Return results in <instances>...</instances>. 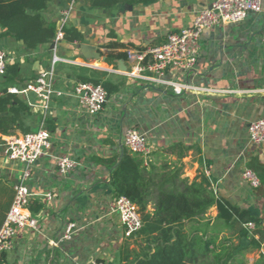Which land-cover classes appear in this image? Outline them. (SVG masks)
<instances>
[{"label":"crops","instance_id":"crops-1","mask_svg":"<svg viewBox=\"0 0 264 264\" xmlns=\"http://www.w3.org/2000/svg\"><path fill=\"white\" fill-rule=\"evenodd\" d=\"M70 1L52 0L42 15L60 26ZM96 2L75 0L67 25L81 32L80 41L55 37L31 49L10 35L0 36L9 64L19 65L16 77L0 75V91L26 88L53 66L55 55L60 58L55 64L60 93L53 95L48 109L35 92L18 93L31 108L26 126L35 131L45 122L52 144L28 180L29 208L39 217L40 228H18L13 248L0 255V264H126L128 255L140 250L142 237L127 236L112 208L117 197L111 182L114 164L126 150L133 152L123 143L129 128L146 135L151 153L138 154L147 169L177 171L190 181L206 173L219 197L260 219L255 236L264 237V143L253 144L249 134L251 122L264 118V0L262 10L243 21L203 30L195 69L167 72V78L190 85L181 94L127 75L131 63L126 53L160 44L170 32L191 26L212 0ZM4 31L0 26V35ZM80 80L109 83L112 92L100 113L91 114L78 102L73 86ZM63 156L77 160V169L61 173L57 161ZM246 168L260 176V187L244 179ZM20 173L21 164L0 158V229ZM217 215L213 206L206 218L186 222L185 229H207L208 236L218 234V242L228 241L235 253L229 264H264V241L260 248L249 246L252 233L240 239ZM72 222L77 229L63 238Z\"/></svg>","mask_w":264,"mask_h":264},{"label":"trees","instance_id":"trees-1","mask_svg":"<svg viewBox=\"0 0 264 264\" xmlns=\"http://www.w3.org/2000/svg\"><path fill=\"white\" fill-rule=\"evenodd\" d=\"M50 1L0 0V26L5 29L0 36L10 35L31 49L53 42L59 25L42 15ZM96 1V4L107 6L117 3V0ZM63 31L64 39H83L77 28L66 24ZM18 74L19 65L8 64L4 76L10 80ZM94 83L102 84L109 94L112 92L108 82ZM30 113L29 104L18 93L7 88L0 91V137L17 131L30 132L25 124ZM111 182L118 196H127L137 204L143 220L136 234L142 237L143 244L139 251L128 255L126 264H229L235 253L230 245L227 246L228 241L218 242V234L208 236L207 229L202 233L201 228L194 233L185 229L186 222L206 218L213 206H217V219L223 226L235 229L240 239L252 233L249 246H263L264 237L257 239L255 236L260 230L247 227L248 223L260 225V219L248 209L219 197L206 173L191 181L181 179L177 171L163 173L156 168L147 169L138 153L126 150L122 159L114 164Z\"/></svg>","mask_w":264,"mask_h":264},{"label":"built area","instance_id":"built-area-1","mask_svg":"<svg viewBox=\"0 0 264 264\" xmlns=\"http://www.w3.org/2000/svg\"><path fill=\"white\" fill-rule=\"evenodd\" d=\"M75 0H71L60 20L56 41L64 38L63 28L67 24ZM263 0H212L209 7L201 10L193 24L179 31H172L167 39L157 45L142 48H129L127 59L131 67L125 73L133 78L153 85L171 86L177 94L190 88L188 83L167 78L170 69L181 73L193 71L201 56V34L204 29L215 25L237 23L243 21L250 12L262 10ZM60 60L54 56L53 66L38 74L28 83L26 88H11L10 92L21 93L33 91L45 100L48 109L53 95L60 92L55 89L56 69L55 64ZM9 58L4 49L0 48V75H5ZM74 95L78 102L84 105L91 114H98L109 99V92L102 84L80 80L73 86ZM250 140L253 144L264 143V118L251 122L249 126ZM125 146L135 153L149 155L151 148L146 135L137 128H129L123 138ZM52 144V134L45 122L35 131L26 133H12L0 137V158L5 157L21 164V173L14 183V199L8 210L2 228L0 229V255L13 248L18 228L39 230V217L29 208L31 192L28 180L32 169L39 159ZM79 166V162L69 156L58 158L57 167L61 173L67 174ZM208 172V171H206ZM244 179L254 188L262 185L260 176L252 169L246 168L243 172ZM113 210L120 214L125 228V234L132 237L143 226L142 216L137 204L129 197L120 195L112 202ZM247 227L254 230L256 225L248 223ZM77 229V224L70 223L63 238H70ZM91 264H106L104 261L95 260Z\"/></svg>","mask_w":264,"mask_h":264}]
</instances>
